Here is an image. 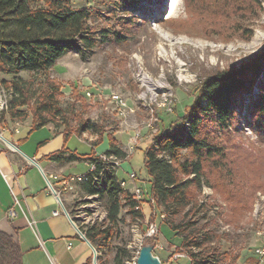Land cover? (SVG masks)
<instances>
[{
	"label": "rangeland",
	"instance_id": "1",
	"mask_svg": "<svg viewBox=\"0 0 264 264\" xmlns=\"http://www.w3.org/2000/svg\"><path fill=\"white\" fill-rule=\"evenodd\" d=\"M73 5L94 9L90 21L99 33L93 51L82 56L71 49L48 73L23 70L20 75L33 77L37 84L46 76L58 83L60 104L72 131L77 132L80 121L95 122L99 135L104 134L96 145L97 154L109 148L113 137L126 152L121 157L120 178L128 180V189L143 187L144 217L134 218L127 205L121 208L110 240L94 244L99 264H116L118 252L121 264H134L147 242L155 243V253L167 264L186 263L190 256L182 249V240L187 234L204 241L206 250L213 246L228 251L222 260L208 264H264V254L258 251L264 248V132L261 135L252 115L264 70L260 77L250 69L244 72L251 81L239 93L230 131H221L211 118L204 120V130L226 148L228 161L222 168L205 162L207 177L196 189L197 203L203 208L197 214L192 211L187 218L191 221L186 220L179 231L169 226L168 215L151 200L145 178L146 146L154 135L168 130L185 136L189 117L184 116L200 95L202 80L217 71L240 70L264 50V0H73ZM114 92L125 97L126 106L113 101ZM12 97V88L1 85L0 139L3 124L33 123L31 105L22 107L24 117L10 115ZM58 121L51 124L64 128V120ZM81 135L71 134L69 144L89 151L85 138L96 139L98 134L87 129ZM180 155L193 158L189 149H182ZM133 171L137 177L128 179ZM85 199L88 211L95 215L89 222L76 218L78 226L86 231L94 223L108 225L104 200L92 194H85ZM69 210L76 214L73 205ZM181 218L182 214L170 216L174 223ZM151 223L158 224L157 231L148 235Z\"/></svg>",
	"mask_w": 264,
	"mask_h": 264
},
{
	"label": "trees",
	"instance_id": "2",
	"mask_svg": "<svg viewBox=\"0 0 264 264\" xmlns=\"http://www.w3.org/2000/svg\"><path fill=\"white\" fill-rule=\"evenodd\" d=\"M93 15L94 9L91 6H74L73 0H45L43 3H40V0H0V87L6 84L12 88L13 97L9 111L12 117H24L25 111L22 107L31 105L32 130L51 122H59L61 118L64 120L65 137L75 132L71 129L66 109L60 104L59 84L49 76L37 84L33 77L23 78L20 72L26 70L48 73L57 59L71 49L77 50L82 56L90 54L97 43L99 33L97 27L90 21ZM263 51L240 70L217 71L202 80L200 95L190 104L184 116L189 117V129L186 128L185 136H180L176 130H168L154 135L146 146L145 178L150 184L151 196L168 215L167 223L172 229L179 231L187 221H191L187 218L192 211L197 214L203 208L197 203L196 189H200L202 180L207 177L205 162L222 168L224 162L228 161L226 148L215 142L207 130H204V120L213 119L220 130L225 132L235 126L239 93L251 81L244 77V72L250 69L255 76L260 77L264 70ZM2 73L12 74L14 77L7 79L1 75ZM259 89V94L252 104V115L262 135L264 76ZM58 125L54 126L60 128ZM87 129L98 134L93 145L96 146L104 139V134L99 135L101 132L97 124L90 122L89 119L80 121L76 133ZM182 149H189L193 158H182L180 155ZM94 152L92 148L91 153ZM106 152L126 157L125 150L113 137H110V146ZM67 153H70L68 157L65 155ZM84 155L85 153L81 154L66 146L49 154V157L56 160L78 159ZM93 160L96 163V170L90 171L91 175L82 183L86 194H98L104 200L107 212L105 219L109 224L94 223L83 232L93 244L107 243L114 234L124 205L128 206V211L134 218L144 217V211L140 200L134 197L130 189L121 186L119 174L107 163L108 161L98 155L92 156L91 161ZM99 172H103V178L99 177L97 187L93 180L94 175ZM181 214L182 218L178 223H174V219L170 220V216ZM189 238L188 234L183 235L182 249L188 251L190 264L216 263L222 260L223 255L228 254V251L220 252L213 246L206 250L204 241H199L196 235ZM193 245L201 249L194 250ZM21 255L22 252L13 236L0 230V264H22ZM234 258H238V254L234 255ZM162 261L166 264L165 260ZM115 263L121 264L119 252L115 255ZM259 263L260 261H257L254 264Z\"/></svg>",
	"mask_w": 264,
	"mask_h": 264
},
{
	"label": "crops",
	"instance_id": "3",
	"mask_svg": "<svg viewBox=\"0 0 264 264\" xmlns=\"http://www.w3.org/2000/svg\"><path fill=\"white\" fill-rule=\"evenodd\" d=\"M3 125L1 133L4 138L0 139V230L12 235L17 242L22 252V264H99L98 258L95 261L94 244L80 233L69 210L71 205L76 208L78 196L87 191L82 182L71 190L64 189L59 181L63 176L90 169L92 156L103 153L97 154L94 138H85L91 148L82 151L70 146L71 135L65 137L63 128L51 123L33 130L31 123L20 121ZM66 146L85 155L78 159L49 157ZM92 148L94 153H91ZM65 155L68 157L70 153ZM79 166L82 169H78ZM49 181L55 184L57 192ZM10 208L15 209V215L8 214ZM31 219L35 221L33 226ZM190 263L189 258L188 262L179 264Z\"/></svg>",
	"mask_w": 264,
	"mask_h": 264
},
{
	"label": "built area",
	"instance_id": "4",
	"mask_svg": "<svg viewBox=\"0 0 264 264\" xmlns=\"http://www.w3.org/2000/svg\"><path fill=\"white\" fill-rule=\"evenodd\" d=\"M90 93V91L88 92ZM91 94V93H90ZM113 101H116V102H124L125 103V97L124 96H117L116 92H115V99ZM123 115L126 114V112H122ZM101 159L105 160V161H108L107 163H109L114 171H116V173L119 174V168L121 166L122 163H120L121 161V157L117 156L116 154H108L107 152H103L101 153L100 155H98ZM96 170V163L93 161H91V167L88 171H85L83 173H80V174H70V175H67V176H63L61 178L58 177V175H53L54 178H59V181L61 182L62 186L64 189H71V190H74L76 188V184L77 183H81L83 181H85L86 179L89 178V176L91 174H89L90 171H95ZM98 174H103V172H99ZM98 174H95L94 175V183L97 184V180H98ZM137 177V174L135 171L131 172V173H128V179H135ZM127 183H128V180L126 178H122L120 179V184L122 187L126 188L127 186ZM49 185L51 186V188L55 191H56V188H55V185L53 182L49 181ZM130 191L133 193L134 197L138 200H140V203H141V207H142V198L144 197V190H143V187L139 186V185H135L132 189H130ZM78 202H77V205H76V214H72L71 213V217H72V220L76 222V218H79V219H82L86 222H89L92 215H95L93 214L92 211H88V199H85V195L83 196H78ZM86 200V201H85ZM151 200H153V202L155 201L154 197L151 196ZM17 202H19V200L17 199ZM137 208L139 207L136 206ZM8 214L13 216L16 214V211L14 208H10L9 211H8ZM164 216V214L162 215ZM34 220L31 219L30 220V224L33 226L34 225ZM157 223H151L148 231H147V234L148 235H153L154 233H156L157 231ZM78 228L80 229V233L83 235V236H86V234L83 232V230L78 226ZM94 248V253L97 254V250L95 248V246L93 247ZM258 251H260L262 254H264V248H258ZM139 253V252H138ZM184 254L186 253H179L178 255H181L183 256ZM187 255V254H186ZM134 264H137V259H134Z\"/></svg>",
	"mask_w": 264,
	"mask_h": 264
},
{
	"label": "water",
	"instance_id": "5",
	"mask_svg": "<svg viewBox=\"0 0 264 264\" xmlns=\"http://www.w3.org/2000/svg\"><path fill=\"white\" fill-rule=\"evenodd\" d=\"M154 248L155 243L153 242H147L141 245L137 256V264H165L159 255L154 253ZM95 261L97 262V254H95Z\"/></svg>",
	"mask_w": 264,
	"mask_h": 264
},
{
	"label": "bare ground",
	"instance_id": "6",
	"mask_svg": "<svg viewBox=\"0 0 264 264\" xmlns=\"http://www.w3.org/2000/svg\"><path fill=\"white\" fill-rule=\"evenodd\" d=\"M173 7V10L175 9V5H173L172 6ZM117 94V96H122L120 93H116ZM112 97H113V99H115V92L112 94ZM121 106H126V101H125V103L124 102H118ZM189 129V127H187V130ZM99 177H102L103 178V176H102V174H98V179H99ZM96 186L97 187H99V184L97 183L96 184ZM92 196H94V197H98L99 195L98 194H92Z\"/></svg>",
	"mask_w": 264,
	"mask_h": 264
}]
</instances>
